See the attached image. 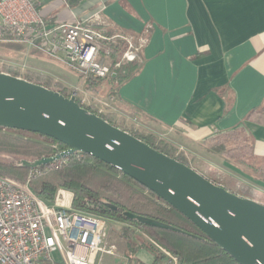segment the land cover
Returning a JSON list of instances; mask_svg holds the SVG:
<instances>
[{
    "label": "crops",
    "instance_id": "1",
    "mask_svg": "<svg viewBox=\"0 0 264 264\" xmlns=\"http://www.w3.org/2000/svg\"><path fill=\"white\" fill-rule=\"evenodd\" d=\"M33 1L49 24L97 14L101 29L125 34L138 46L141 67L115 96L86 90L81 75L79 84L51 76L70 91L77 87L98 101L110 100L140 126L164 131L184 149L243 127L254 154L264 158V124L250 118L264 105V0ZM113 243L122 248L120 241ZM145 250H137L138 262L152 264L154 255Z\"/></svg>",
    "mask_w": 264,
    "mask_h": 264
},
{
    "label": "water",
    "instance_id": "2",
    "mask_svg": "<svg viewBox=\"0 0 264 264\" xmlns=\"http://www.w3.org/2000/svg\"><path fill=\"white\" fill-rule=\"evenodd\" d=\"M113 77L116 73H113ZM0 127L51 137L68 146L53 157L22 160L34 169L82 152L121 170L184 214L239 264H264V204L219 185L88 111L72 95L0 71ZM147 225L175 229L130 212Z\"/></svg>",
    "mask_w": 264,
    "mask_h": 264
},
{
    "label": "built area",
    "instance_id": "3",
    "mask_svg": "<svg viewBox=\"0 0 264 264\" xmlns=\"http://www.w3.org/2000/svg\"><path fill=\"white\" fill-rule=\"evenodd\" d=\"M98 25L97 14L74 23L49 24L33 0H0V43L23 45L84 78L107 79L139 59L132 38L109 34ZM71 93L78 97L77 91ZM66 158L32 169L26 182L0 173V264H103L105 255L118 251L110 241L108 218L75 208L69 190L59 189L47 201L31 188L33 177ZM165 253L167 264H178L175 256ZM120 254L129 264L124 252Z\"/></svg>",
    "mask_w": 264,
    "mask_h": 264
},
{
    "label": "trees",
    "instance_id": "4",
    "mask_svg": "<svg viewBox=\"0 0 264 264\" xmlns=\"http://www.w3.org/2000/svg\"><path fill=\"white\" fill-rule=\"evenodd\" d=\"M140 67L141 61L138 59L116 69L115 77L111 75L105 79L111 87L108 96H115L119 85L134 76ZM0 71L23 77L31 82L59 91L67 97L72 96L67 86L49 75L32 70L21 73L20 69L11 65H5ZM101 80L103 79L86 77L85 89L99 92L96 85ZM77 101L88 111L96 113L113 125L130 132L158 151L191 166L184 155H175L173 147L167 148L166 145L162 146L156 143L152 135L140 134L130 128L120 126L112 119L113 114L102 112L96 105L82 103L78 97ZM250 118L264 124V105L260 109L252 111ZM22 131L0 127V173L20 182H26L32 169L22 165V160L35 161L44 157H53L59 152L68 150V146L37 133L35 134L36 138L19 134ZM218 135H224V142L219 145L218 149L224 154H230L245 162L239 155L254 152L252 136L243 127L218 133ZM229 138H234L231 147L227 144ZM210 139L212 138L210 137L206 141ZM54 144H57L58 148H55ZM254 170L260 171L264 176L262 167ZM210 180L223 186L217 180ZM30 186L34 192L47 201H52L59 189L69 190L73 193L75 208L128 223L142 230L157 246L156 248L154 245H146L143 241H138L142 247L145 244L144 247L154 255L152 264H160L164 259L162 255H159L160 250H165L175 256L178 264H239L176 208L121 170L92 155L82 152L71 154L60 166L43 170L39 175L33 177L30 180ZM126 212L151 218L175 229L130 220L125 216ZM122 234L128 239L131 249L136 243L135 239L131 238L133 233L131 235L128 232ZM136 249H140L138 244H136Z\"/></svg>",
    "mask_w": 264,
    "mask_h": 264
},
{
    "label": "rangeland",
    "instance_id": "5",
    "mask_svg": "<svg viewBox=\"0 0 264 264\" xmlns=\"http://www.w3.org/2000/svg\"><path fill=\"white\" fill-rule=\"evenodd\" d=\"M28 50L23 45L0 43V69L5 65H11L20 69L21 73H25L28 70L43 71L57 79L74 82V84L81 82L80 75L74 70L66 68L44 56L34 57L29 54ZM96 87L100 90L102 97L107 95L110 90V86L105 79L101 80ZM71 90L77 91V96L85 104L96 105L102 112L113 114L111 116L112 119L120 126L130 128L140 134L152 135L156 143L162 146L166 145L167 148L173 147L175 155H184L189 164L207 178L217 180L224 187L229 188L242 197L251 198L264 204V176L260 171L254 170L258 167L264 169V158H257L254 152L239 155L245 162L234 158L230 154H224L218 151L219 145L224 142V135L218 134L212 135V139L203 142L202 145H193L187 149L180 148L168 140L164 131H158L154 127L140 126L135 119L125 116L124 113L115 109L110 100L98 101L95 95L82 92L77 87H73ZM19 134L27 137H37L35 133L26 131L19 132ZM233 139L229 138L228 142L226 140L225 143L227 142L228 146L231 147L234 142ZM109 225L111 227L110 241H120L122 248L120 247L118 249L119 252L116 251L115 255H105L103 264H126L123 258L120 257V253L123 252L128 257L129 264H139L136 244L140 246V249L145 248V244L154 245L157 248L153 241L135 226L115 219H109ZM125 232L130 235L133 233L131 238L136 241L131 249L128 239L122 234ZM140 240L145 243L143 247L138 242ZM145 249L147 250L146 253H152L149 249ZM159 255L164 257L160 264H167L169 256L165 253V250H160ZM55 257L58 261L62 259L59 253H55Z\"/></svg>",
    "mask_w": 264,
    "mask_h": 264
},
{
    "label": "bare ground",
    "instance_id": "6",
    "mask_svg": "<svg viewBox=\"0 0 264 264\" xmlns=\"http://www.w3.org/2000/svg\"><path fill=\"white\" fill-rule=\"evenodd\" d=\"M115 244V243H114ZM107 255H110V254H107Z\"/></svg>",
    "mask_w": 264,
    "mask_h": 264
}]
</instances>
